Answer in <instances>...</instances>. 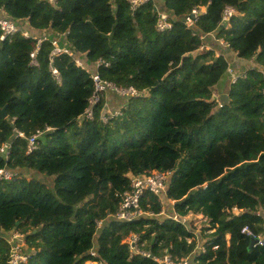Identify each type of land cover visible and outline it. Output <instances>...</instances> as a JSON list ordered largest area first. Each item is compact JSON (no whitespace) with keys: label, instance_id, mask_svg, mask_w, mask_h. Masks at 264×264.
I'll list each match as a JSON object with an SVG mask.
<instances>
[{"label":"trees","instance_id":"1","mask_svg":"<svg viewBox=\"0 0 264 264\" xmlns=\"http://www.w3.org/2000/svg\"><path fill=\"white\" fill-rule=\"evenodd\" d=\"M225 6L237 12L228 22ZM193 7L206 10L194 19ZM159 12L170 29H156ZM0 17L19 27L0 40V143H10L0 169L17 172L0 179V264H12L5 239L14 231L25 234L18 264H158L132 253L131 234L157 258L264 264V244L250 246L241 232H260L264 207V0H150L135 12L128 0H0ZM32 31H45L39 44ZM55 47L66 51L53 56ZM93 72L138 92L106 122L105 91L84 117ZM217 87L226 100L212 96ZM46 126L27 153L16 131ZM152 171L172 173L166 198L145 191L141 207L158 214L166 206L179 220L115 219L130 174ZM35 172L51 185L26 177ZM196 215L205 218L196 234L204 252L190 228Z\"/></svg>","mask_w":264,"mask_h":264},{"label":"built area","instance_id":"2","mask_svg":"<svg viewBox=\"0 0 264 264\" xmlns=\"http://www.w3.org/2000/svg\"><path fill=\"white\" fill-rule=\"evenodd\" d=\"M150 0H128L129 4H130V9L131 11L135 12L140 6H142L143 4H145L146 2H148ZM157 10V9H156ZM206 8H202V7H193V9L191 10V16L194 17V19H196L198 17L199 14H203L205 12ZM236 9L232 6H225L222 10V16H221V20L222 22H228L229 19L235 15ZM192 20V18L188 17L187 18V23L189 25H192L193 22L195 20ZM171 28V23L168 20V16L166 15V13H162L159 12V16H158V21L156 22V29L158 31H165ZM0 40H3L6 36L12 35L16 32L19 31V27L18 25L10 18L8 17H0ZM21 34L25 37H29V34L27 31H22ZM42 39H38V44L40 43ZM223 42V41H221ZM53 43H55V41H53ZM225 45L226 43L223 42ZM38 48V47H37ZM37 48L30 53V57H31V63L36 65L37 60H36V53H37ZM61 51H66L65 49H61L59 47H55L53 49V51L51 52V54L57 55L59 54ZM51 55V59L53 58V56ZM76 62L78 63V59H76ZM99 65V62H95V68L97 69V66ZM105 65H107V63H105ZM52 73L54 75H57V71L55 68H52ZM91 78L93 79L94 82V92L92 94V96L89 99V106L88 108L85 110L84 112V117H86L87 119H92L93 118V107L95 106V104L98 102L99 100V92L105 91H111L116 95H119L121 97H125V96H131V95H137V91L129 86L126 88L123 87H118L115 84H113L112 82L109 81H105L100 79L98 73L93 72L91 74ZM121 113L119 112L118 114L112 115V112L110 110H104V108L101 110V120L103 122L108 121L110 118L115 117L116 115H120ZM52 130L51 127L46 126L45 129H38L36 130L33 134L25 136V134L21 131H16L17 136L19 137H23L26 139V144H27V153H31L37 145V139L39 136H41L45 131H50ZM9 148H10V143L8 142H2L0 143V154H3L4 157L7 159L8 157V153H9ZM16 171L14 170H10L8 168H1L0 169V179H4V180H9L12 179L15 175H16ZM172 173L171 172H161V171H152L149 174L146 175H133L130 174V188L129 190L125 191L121 197V203L116 211V213L113 215L115 217V219L121 220V221H131L134 220L136 218H140V217H144L147 216L149 218H153L156 217V215H160V216H165L167 218H171L174 220H179L178 216L176 213H169L168 211L166 212L164 207H162V210L160 213L156 214L151 210L145 211L142 207H141V197L144 194L145 191H148L152 194H154L155 196H157L159 199L162 200V202H164V199L166 198V192H167V187L169 185L170 182V178H171ZM170 203L172 204L173 201L169 200ZM192 216V213H189V215L187 216V218L183 217L181 219V221L183 223H186V225L188 226V219ZM196 216H201V215H196ZM256 216L261 218V223H260V232L255 234L253 232L252 229H250L248 226H244L241 229V232L243 234H245L246 236H248L249 238H254L255 241V245H263L264 244V207L259 209L258 211H256ZM202 217V216H201ZM205 219V218H204ZM101 223V221L97 222V225L99 226ZM212 231V230H210ZM194 235L196 236L195 239L198 242V240L200 239L198 237V235H196L195 232H193ZM15 235V236H14ZM24 236L23 234L19 233H14L13 234V239L15 240V242L13 243V245L11 246L12 248H16L15 252H12L10 254V262L12 264H18L21 261H25L26 260V255H24L23 253H21V248L24 245ZM192 240V238H187V241L190 242ZM19 241L23 242V245H19L20 243H18ZM129 245H130V249L132 250V253H137V254H141L143 256L146 257H150L152 258L154 261L158 262V264H189L190 262V255L186 256L184 258L179 259L178 261H175L171 258V256L169 254H164L162 257L157 258L154 257L150 254V252L146 251V250H140L137 247V243H138V237L135 234H131V236L129 237ZM217 246H212V249H216ZM197 251H205V248L203 247V244H198L196 248ZM89 254L91 256H96V249L95 248H91L89 251ZM193 254V253H192ZM94 261H89V264H93Z\"/></svg>","mask_w":264,"mask_h":264},{"label":"rangeland","instance_id":"3","mask_svg":"<svg viewBox=\"0 0 264 264\" xmlns=\"http://www.w3.org/2000/svg\"><path fill=\"white\" fill-rule=\"evenodd\" d=\"M22 24H24V26H26L27 25V23H21L20 25L22 26ZM22 32V31H21ZM32 33H34V35H36L37 34V37L40 39V38H42V36H44V34H45V31H37V32H35V31H32ZM213 36V35H212ZM211 36V37H212ZM212 39H213V37H212ZM209 41V40H208ZM221 44L224 46V48H227L226 47V45L223 43V42H221ZM205 48H210V46L209 45H207ZM201 50V48H199V51ZM216 51H218V50H216ZM215 51V55H218L219 53L218 52H216ZM195 53V52H194ZM193 53V54H194ZM231 63L232 64H235L236 63V61H235V59L233 58L232 60H231ZM244 65L243 66H245L248 62H242ZM225 77L223 78V79H221V81H220V83L218 84V85H222V86H220L222 89L224 88V90L225 89H227L228 88V84H229V81H228V79H226L225 81ZM219 91H221V89H219ZM143 94H146L145 92H143ZM218 96V94L216 93L215 94V96L214 97H216V98H218L217 97ZM104 99H105V103H104V110H110L111 112H112V115H114L115 114V112H116V114H118L119 112H120V110H121V108H123V106H124V103L126 102V100H125V98H123V97H121V96H119V95H116V94H114L113 92H111V91H108V92H106L105 94H104ZM126 98H128V96H125ZM219 98H220V96H219ZM219 98L218 99H216L217 101L219 100ZM26 177L27 178H30V179H35V180H37V181H40V182H42V183H46V184H48V185H51V180L49 181L48 180V178H45L42 174H38V173H31V174H26ZM167 202H170L169 200L167 201ZM169 206V204H167V207ZM164 207V209H165V211L167 212V210H166V206H163ZM170 213V212H169ZM165 217V216H164ZM185 218H187V216L185 217ZM202 225H205V219H204V217H201V216H196L194 219L192 218L191 219V224H190V228H195V229H193L194 230V232L196 233V234H199V231L202 229L201 228V226ZM14 233H19V232H17V231H14V232H12L11 233V235L10 236H7L6 237V239H5V241L9 244V243H11V245L9 246V251H8V254H11L12 252H15V250H16V248H12L11 246H12V244L15 242V240L13 239V234ZM21 234V233H20ZM15 236V235H14ZM23 236H24V240H25V234H23ZM195 236V235H194ZM196 237V236H195ZM203 242V239H199L198 240V244H201ZM18 243H20L19 245H23V242L22 241H19ZM25 246V244L23 245V247ZM191 258H193L194 257V253L190 256ZM84 264H89V260H87Z\"/></svg>","mask_w":264,"mask_h":264},{"label":"water","instance_id":"4","mask_svg":"<svg viewBox=\"0 0 264 264\" xmlns=\"http://www.w3.org/2000/svg\"><path fill=\"white\" fill-rule=\"evenodd\" d=\"M220 99L222 100H226L227 99V96H226V94H222L221 96H220ZM0 116L1 117H5L6 116V106H3L2 108H0ZM255 239L254 238H250V246L251 245H253L254 243H255Z\"/></svg>","mask_w":264,"mask_h":264},{"label":"crops","instance_id":"5","mask_svg":"<svg viewBox=\"0 0 264 264\" xmlns=\"http://www.w3.org/2000/svg\"><path fill=\"white\" fill-rule=\"evenodd\" d=\"M218 94V98H219V96H221L222 94H226V91H219V89H218V87L217 88H214V91H213V97L215 96V94ZM214 98H216V97H214Z\"/></svg>","mask_w":264,"mask_h":264},{"label":"clouds","instance_id":"6","mask_svg":"<svg viewBox=\"0 0 264 264\" xmlns=\"http://www.w3.org/2000/svg\"><path fill=\"white\" fill-rule=\"evenodd\" d=\"M90 261V260H89Z\"/></svg>","mask_w":264,"mask_h":264}]
</instances>
